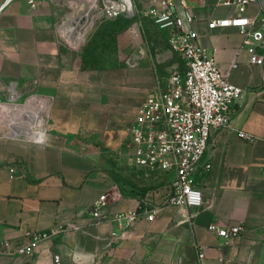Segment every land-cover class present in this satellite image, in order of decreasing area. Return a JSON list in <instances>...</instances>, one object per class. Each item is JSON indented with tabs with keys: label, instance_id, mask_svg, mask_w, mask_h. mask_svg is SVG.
I'll return each mask as SVG.
<instances>
[{
	"label": "crops",
	"instance_id": "crops-1",
	"mask_svg": "<svg viewBox=\"0 0 264 264\" xmlns=\"http://www.w3.org/2000/svg\"><path fill=\"white\" fill-rule=\"evenodd\" d=\"M33 1L0 0L1 88L13 84L20 96L37 93L50 101L44 144L5 137L0 128V241L8 242L0 264H54V254L61 264H186L196 263V246L204 250L202 264H264V65L250 64L237 28L208 26L236 9L223 0H175L178 14L187 8L194 17L184 28L195 31L222 73L244 89L228 126L211 134V168L197 176L201 206L164 205L153 220L141 217L123 229L111 216L93 217L91 205L106 193L104 212L114 214L146 201L159 204L169 192L173 171L155 172L148 181L156 187L138 197L114 193L111 170L148 173L132 164L128 127L146 94L168 77L157 76L144 56L101 70L65 66L59 24L68 0ZM255 10L251 4L245 13ZM256 51L264 55V47ZM175 68H183L182 60ZM238 130L258 138L243 140ZM211 222H241L243 229L225 240L208 230ZM55 223L67 229L32 253L19 252L30 233Z\"/></svg>",
	"mask_w": 264,
	"mask_h": 264
},
{
	"label": "built area",
	"instance_id": "built-area-1",
	"mask_svg": "<svg viewBox=\"0 0 264 264\" xmlns=\"http://www.w3.org/2000/svg\"><path fill=\"white\" fill-rule=\"evenodd\" d=\"M81 1L78 10L59 24L61 35V26L82 12L86 14V31L104 18H147L159 30L167 33L169 49L178 54L183 62L182 69L172 70L164 84L155 85L146 94L128 127L132 164L147 172L173 171L169 192L159 204L146 201L137 209L114 214L104 212L109 202L105 193L93 201L91 215L99 220L111 216L123 229H128L141 217L153 220L164 205L183 208L201 206L203 194L198 187L197 176L211 168L208 155L211 134L214 130L228 126L233 108L244 89L230 82L222 73L214 55L198 43L195 31L184 28V23H192L194 17L187 8L183 15L178 14L174 9L175 0ZM178 1L184 3V0ZM30 2L34 6V1ZM222 3L236 9L237 13L210 20L209 28H237L243 36L241 46L247 49L250 64L264 65V55L256 51L258 47H264V0H223ZM251 4L256 6V10L248 15L245 12ZM8 98L0 100V104L10 103ZM21 104L30 105L37 112L45 107V121L37 127L34 138L14 136L9 127L0 124V127H5L4 136L44 144L47 139L49 99L31 93ZM36 126L34 124L32 128ZM237 136L246 141L258 138L244 130H238ZM112 198L116 199L115 196ZM207 228L223 239L231 240L241 234L243 224L218 225L211 222ZM66 229L64 224L55 223L46 230L32 232L19 252L32 253L42 241L51 240ZM7 244L5 240L0 241V250ZM196 248V263L186 264H202L204 250L201 246ZM53 261L54 264H61L60 256L54 254Z\"/></svg>",
	"mask_w": 264,
	"mask_h": 264
},
{
	"label": "rangeland",
	"instance_id": "rangeland-1",
	"mask_svg": "<svg viewBox=\"0 0 264 264\" xmlns=\"http://www.w3.org/2000/svg\"><path fill=\"white\" fill-rule=\"evenodd\" d=\"M81 4V0H68L63 7L64 15L61 22L70 17L72 12H76ZM66 27L70 33L68 36L76 40L79 35L76 34L75 29H72L69 22ZM60 38L64 65L79 70H101L134 65L136 60L144 56L154 65L156 75L166 79L173 70V64L181 63L177 55L169 53L163 32L147 19L123 16L104 18L89 27L77 44L61 34ZM7 85L6 83L4 88H1L0 84L1 101L7 99ZM30 94L21 95L18 103H24ZM0 128L5 132V127ZM111 170L115 180L114 193L140 197L156 187L148 180H153L158 173L134 171L128 166H117ZM126 171L130 174L125 173Z\"/></svg>",
	"mask_w": 264,
	"mask_h": 264
},
{
	"label": "bare ground",
	"instance_id": "bare-ground-1",
	"mask_svg": "<svg viewBox=\"0 0 264 264\" xmlns=\"http://www.w3.org/2000/svg\"><path fill=\"white\" fill-rule=\"evenodd\" d=\"M85 21L86 14L84 12L78 13L73 17L69 18L67 22H65L61 26L62 32L68 37V39L77 44L85 35ZM72 26V29H75L76 34L79 37L76 40H72L68 34L70 33L67 30L66 24ZM70 30V28H68ZM19 93L16 90L15 86L12 84L9 86L8 99L10 103L0 104V124L6 125L10 129V133L14 136H22L25 137H35V132H37V127L42 125L45 121L46 110L45 107H41L37 112L33 110L30 105H23L16 103V100L19 98ZM26 113V115H24ZM37 125L35 128H32L33 125Z\"/></svg>",
	"mask_w": 264,
	"mask_h": 264
}]
</instances>
